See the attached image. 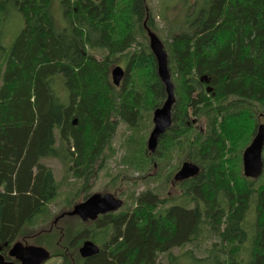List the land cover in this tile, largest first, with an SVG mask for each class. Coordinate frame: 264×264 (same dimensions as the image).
I'll list each match as a JSON object with an SVG mask.
<instances>
[{
    "label": "trees",
    "instance_id": "trees-1",
    "mask_svg": "<svg viewBox=\"0 0 264 264\" xmlns=\"http://www.w3.org/2000/svg\"><path fill=\"white\" fill-rule=\"evenodd\" d=\"M51 3L0 0V36L10 6L24 20L8 51L0 45V254L10 260L17 240L50 235L35 229L59 194L42 162L55 159L81 182L76 196L87 191L80 203L124 184L112 194L116 211L65 225L62 248L49 253L60 264H264V169L257 180L242 172L243 151L264 124V0H195L185 28L157 37L175 103L152 154L147 138L166 90L149 47L148 31L159 32L146 0H61L62 28ZM119 124L123 153L109 172ZM184 162L199 173L173 182ZM102 170L108 181L87 190ZM67 214L59 218H74ZM85 241L96 255L80 256Z\"/></svg>",
    "mask_w": 264,
    "mask_h": 264
},
{
    "label": "rangeland",
    "instance_id": "rangeland-1",
    "mask_svg": "<svg viewBox=\"0 0 264 264\" xmlns=\"http://www.w3.org/2000/svg\"><path fill=\"white\" fill-rule=\"evenodd\" d=\"M60 1L61 0H52L51 8H52L54 19L57 23V26L59 28H62L65 23L63 20V16H62V9L60 6ZM146 2L152 11V15H154L155 17V23L157 25L158 32H159V35L158 33L154 35L162 41L164 39L169 38L170 36L169 34H171L169 31L170 30L169 26L170 27L173 26L174 27L173 29H177L178 27H181V29L185 28L186 22H187L185 20L186 10H188L189 12L193 11L194 9L193 5H194L195 0H146ZM196 2L198 6L201 5V0H196ZM23 28H24V20L21 14L17 10L12 9V7L10 6L9 12L6 14V20L4 22L2 34L0 36V45L5 49V52L8 51L13 40L21 32ZM95 54L98 57L100 56V52H95ZM115 67L123 68V64H120V63L116 64L112 68V70ZM59 88H61V86H59ZM123 132H124V125L119 124L117 131L112 139V147L115 153L108 159V164H107L108 168L106 169H108L109 172L116 171L118 164L116 166L115 161L117 162V160L120 158L121 154L123 153L121 149L119 148V143L121 142V139H122L121 136ZM42 162L45 163L48 167H50L53 170L56 181L60 183L59 194L57 198L50 203V205L48 206L47 213L42 218L38 219L37 222H39V226L35 229V233L39 231H42V232L47 231V234H50V235L46 236L45 234H42L40 236L42 240H40L39 242L35 238L29 237L25 241H22L21 239H19L15 243H20L25 246L41 247L45 249L46 251H48L49 253H52V251H55L56 246H58L59 248H62V245L65 241L66 233L64 236L63 234L60 235V233H61V230L66 232L65 225H69V226L78 225V221H80L78 218H75V217L74 218L63 217L62 219H60L62 217V213L63 214H65V212L68 213V211H70V209L75 205V203L79 204L83 197V194H85V192L87 191L83 190V193L76 196L78 193L77 189L80 187L81 182L74 181L73 178L68 176L64 172V168L59 161L55 159H42ZM166 173L167 172H165V174ZM135 176H137V174H135ZM107 181L108 179L106 176V170L99 171L97 175L90 180L91 186L88 185L89 188L87 190L91 189V192L96 191L100 189ZM141 182L142 181H137L133 190L138 191V192L140 190H143L145 187H144V184ZM157 184L161 185L160 182ZM165 185H167L166 182H165ZM117 186L118 187L113 190H108L109 188H106L104 193L117 199L116 196H113L112 194H114V191H121L124 187V184H120ZM167 186L165 187V190L168 194L175 195V196L179 195L180 190H178V188H175V186H171V184H168ZM67 201L71 203V206L69 207L70 209L68 208ZM56 231L59 233L60 236H63L62 241H60L61 238L56 241V237H55ZM46 242L52 243L53 247L51 250H49L45 246ZM57 243L59 245H57ZM188 248L190 247L187 246V248L185 249H188ZM195 253L197 256L203 255L201 251L199 252L196 251ZM172 254L177 255L178 249H173ZM161 260L164 261V257ZM60 263H61V257L59 256V257L50 258L43 264H60ZM180 264H188V263H186V261L182 259L180 261Z\"/></svg>",
    "mask_w": 264,
    "mask_h": 264
},
{
    "label": "water",
    "instance_id": "water-1",
    "mask_svg": "<svg viewBox=\"0 0 264 264\" xmlns=\"http://www.w3.org/2000/svg\"><path fill=\"white\" fill-rule=\"evenodd\" d=\"M149 38V47L155 57L157 64V74L165 86L166 100L162 107L153 112V127L147 139V150L154 153L159 138L172 125V108L175 103L174 88L171 76L168 70L167 54L162 42L150 31L147 33ZM124 70L121 67H115L111 72V78L114 86L118 87L123 79ZM264 147V124H259L256 134L250 144L245 148L242 154V172L245 178L257 180L263 174L264 162L262 159ZM199 167L191 162H184L173 176L174 182H180L196 176L199 173ZM121 206V201L116 200L108 194H92L81 203L75 205L68 216L78 217L80 221H95L98 216L116 211ZM98 247L91 241H85L79 248V254L82 258H88L98 253ZM9 256L18 262L6 261L0 254V264H43L50 259L48 251L41 247L25 246L20 243H14Z\"/></svg>",
    "mask_w": 264,
    "mask_h": 264
},
{
    "label": "flooded vegetation",
    "instance_id": "flooded-vegetation-1",
    "mask_svg": "<svg viewBox=\"0 0 264 264\" xmlns=\"http://www.w3.org/2000/svg\"><path fill=\"white\" fill-rule=\"evenodd\" d=\"M6 261H9V262H15V263L18 262V261H16V260H15L14 258H12V257H10V260H7V259H6Z\"/></svg>",
    "mask_w": 264,
    "mask_h": 264
}]
</instances>
